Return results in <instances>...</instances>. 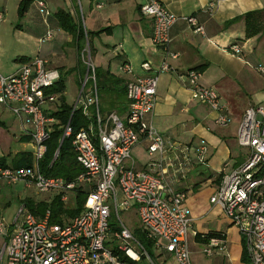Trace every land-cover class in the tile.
Masks as SVG:
<instances>
[{
	"label": "built area",
	"instance_id": "built-area-1",
	"mask_svg": "<svg viewBox=\"0 0 264 264\" xmlns=\"http://www.w3.org/2000/svg\"><path fill=\"white\" fill-rule=\"evenodd\" d=\"M39 11L45 16L50 11L44 1H38ZM143 16L153 20V44L165 52L159 72H172L167 62L178 59L170 49L172 29L184 20L196 34L205 36L204 27L195 17H178L157 0H147L141 8ZM4 15L0 13V23ZM48 32L42 43L51 41ZM82 59L87 78L82 85L73 114L82 109L89 117L94 109V123L81 129L73 139L76 160L82 171L72 180L48 177L41 169L55 126L60 119L49 117L46 105L59 103L61 92L48 90L59 80L58 72L48 68V61L36 57L24 62L10 76L0 72V105L10 110L24 125L29 126L32 153L30 165L22 168L0 167V191L3 185L35 188L40 193H52L68 204L81 192L85 196L82 212L74 218L63 217V223H52V211L44 216L35 215L22 204L13 223L0 209V237L4 244L0 250V264H160L143 246L128 226L124 215L136 209L140 230L152 243L155 257L169 254L176 264H193L190 234L193 227L191 210L186 206V193L174 189L168 174L186 179L195 161L205 165L208 146L205 143L191 148L164 137L154 124L158 103L159 77L141 76L126 84L130 103L126 120L113 112L101 114L96 84V66L91 57L89 43ZM241 57L243 48L232 45L225 49ZM85 52L88 56L85 59ZM141 69L153 70L149 62ZM257 70L264 77V67ZM122 73L132 76L129 64ZM192 99L208 106L218 114L215 122L226 127L230 116L217 90L202 84V72L192 69L183 76ZM93 87L87 90L88 83ZM90 118V117H89ZM62 140L72 137L71 121L59 126ZM142 142L147 143L150 162L138 168L133 151ZM237 142L247 151L245 162L225 172L217 191L210 198L212 206L220 209L244 241L250 264H264V106L249 107L237 134ZM58 156V153H56ZM13 225V229H12ZM197 233H194L196 236ZM223 237L205 239L204 253L212 256L215 250L228 249L226 233Z\"/></svg>",
	"mask_w": 264,
	"mask_h": 264
},
{
	"label": "crops",
	"instance_id": "crops-1",
	"mask_svg": "<svg viewBox=\"0 0 264 264\" xmlns=\"http://www.w3.org/2000/svg\"><path fill=\"white\" fill-rule=\"evenodd\" d=\"M20 1L18 0V8ZM44 1L51 13L50 16L45 17L34 3L21 19L22 24H18V27H22V31L25 29L30 31L41 45H45L36 57L46 59L48 68L58 72L59 77L65 79V91L61 92L60 102L46 105L47 115L57 120L62 98L66 99L67 76L76 73V71L68 73L77 67L67 66L71 51L76 52L77 64L79 53L74 38L60 29L54 15L58 10H65L72 14L76 22L84 24L79 17L78 0ZM157 1L178 17H195L205 29L204 36L194 33L184 20H179L174 25L170 49L180 56L176 60L170 58L167 60L174 69L168 73L159 72V66L166 55L164 50L157 48L152 42L153 20L140 12L141 6L147 0H80V8H85V11L81 10L82 19L85 26H89V31L94 32L111 27L108 34L111 35V39H115L112 45H105L109 49L106 52L109 53L108 67H96L100 73L110 74L102 79L99 78V81L96 80L101 114L107 116L115 112L125 121L130 106L124 91L127 82L145 75H157L159 77L158 103L154 124L158 131L164 137L188 145L192 149L202 143L208 146L206 164L199 165L194 161L186 179H181L179 176L174 178L172 171L168 174L169 179L174 180L172 183L174 189L186 193V206L191 210L193 217L191 231L193 240L201 243L195 240L194 233L210 232L226 233L227 238H230L232 230H238L231 226L220 209L211 205L210 198L221 184V174L245 162L247 151L239 146L237 136L230 135L228 131L227 134H223L220 130V133L217 132L220 128L215 122L218 114L208 106L192 99L191 91L183 76L189 70L205 67L201 82L218 91L222 104L230 116L229 123L238 122L239 126L249 107L264 106V77L257 70L258 66L264 67V30L257 36L246 39L244 20L226 27L227 22L246 13L264 10V0ZM0 11H6V7H0ZM87 28L86 26L85 29ZM49 31L52 32L53 38L49 42L42 43L43 37ZM232 45L242 46L241 57L233 56L225 51ZM97 54L98 50L94 48L93 59ZM24 57L29 60L36 58ZM115 59L118 60L114 61ZM112 62H117V72L111 70ZM144 62H149L153 68L149 73L139 68ZM124 64L133 67L132 76L122 73L121 67ZM20 66L13 71V74L19 70ZM77 73L81 75L78 71ZM92 87L93 83L89 89ZM89 113L90 118H88L92 119L91 123H94L93 108H90ZM30 131L29 126L24 125L10 110L0 105V159L5 160L8 167L21 168L16 167V164L19 161L24 162L25 158H31ZM136 150L141 152V156H135ZM133 158L138 168L146 167L150 162L146 142L135 147ZM226 164H229L228 169L223 172ZM16 186L18 185H3L0 191V209L10 223H13L16 214L12 211L11 200V192ZM45 194H49V198L44 201L22 195H19V198L26 205L30 201L34 205L40 202L51 203L54 195ZM0 238L1 250L4 238ZM241 245H243L242 238ZM159 263L163 264L162 261Z\"/></svg>",
	"mask_w": 264,
	"mask_h": 264
},
{
	"label": "trees",
	"instance_id": "trees-1",
	"mask_svg": "<svg viewBox=\"0 0 264 264\" xmlns=\"http://www.w3.org/2000/svg\"><path fill=\"white\" fill-rule=\"evenodd\" d=\"M38 1H44V0H21L18 8L19 19L20 20L23 19L26 13L28 12V10L30 9V7L34 3L37 4ZM0 13L3 14V11H0ZM54 16L58 22L60 29H62L67 34L71 35L74 38L75 43H77V47H78L79 58H78L77 67L73 68L68 73L70 74L75 71H78L79 73H82V71L85 72V66L81 60V56H82L81 53L86 48L87 42L89 43V47L92 53L93 51L91 45L92 39L95 38L96 36H100V34L106 32L109 33L111 27L101 29L97 32H91V31H87L85 27H83L81 22H76L72 14L65 10H58ZM263 18H264V10L253 11L246 13L236 19H233L232 21L227 22L226 27L234 24L235 22L244 20L246 23V39H250L257 36L264 30ZM17 60L25 62L29 60V58L19 57ZM204 68L205 67L203 66L195 70L202 72ZM105 76H110V74L109 73L102 74L100 73V71L96 70V77L98 81L99 78L102 79ZM64 91H65L64 77L60 78L59 82L48 90L49 93H58ZM124 91L126 96V88ZM72 110H73V106L69 105L65 97H63L60 111L59 113H57V116L61 120L60 121L61 123L60 125L55 126L54 133L50 141L47 143L48 151L41 165L42 172L48 177H62L66 180H72L82 171L81 167L77 163L76 153L72 143L76 134L81 129L89 127V125L92 122V119L86 117L82 109L76 111L72 116ZM93 113H94V109H93ZM69 121H71V128L73 131V135L68 139L62 140L63 130L60 129L59 126L67 125ZM56 153H58V156H56ZM16 165H17L16 167H21V168L28 167L30 165V158H25L24 162L19 161V163ZM0 167H4V168L8 167L5 163V160L0 159ZM222 178L223 175L221 174L220 179L222 180ZM84 202H85V196L81 192H79L76 199V208L68 209V204L63 203L60 197L58 196H56L53 202L51 203L40 202L38 205H34L32 202H29L30 204H28V207L32 213L41 216H44L45 212L48 209H50L52 211L51 222L62 224L63 223L62 216L66 215L65 216L66 218H74L75 216L79 215L83 210ZM135 234L140 239L143 246L157 260V257H155V255L152 252V243L146 238L145 234H143L140 229H137L135 231ZM203 236L206 238L223 237L220 233H216V232H210L207 234L197 233L195 236V240L201 243H205V239ZM243 259L249 262L244 247V241H243Z\"/></svg>",
	"mask_w": 264,
	"mask_h": 264
},
{
	"label": "rangeland",
	"instance_id": "rangeland-1",
	"mask_svg": "<svg viewBox=\"0 0 264 264\" xmlns=\"http://www.w3.org/2000/svg\"><path fill=\"white\" fill-rule=\"evenodd\" d=\"M78 10H79V17L83 22V26L86 30L89 31V26L86 25L83 21V16L81 10L85 11L84 7L80 8V0H78ZM0 7H6V11H3L5 16V20L0 23V72L5 75L13 74L20 65L24 62L18 61L19 57H36L39 50L44 47L43 44L41 45L37 38L31 35L30 31L24 30L22 31V27H18V24L21 25L22 21L18 19V0H0ZM101 30V29H100ZM98 30L94 31L97 32ZM92 32V31H91ZM115 42V39H111V35L106 33L100 34V36H96L92 39L91 45L92 48L98 50V54L93 59V51L91 53V57L95 63L96 67L107 68L108 67V54L106 53L109 49L105 47L106 44L112 45ZM73 49V48H72ZM88 50V47L84 49V51ZM83 51V52H84ZM91 51V50H90ZM106 53V54H105ZM82 55V53H81ZM87 53L85 52V59ZM81 60L83 62L82 56ZM118 59H115L116 61ZM29 61V60H27ZM25 61V62H27ZM112 71L117 72L118 68L115 62H112ZM84 64V63H83ZM68 67H76L77 66V59H76V52L71 51V57L69 59ZM141 65L139 66V68ZM133 68V67H132ZM87 78V71H82L81 75L76 73L70 74L67 76L66 79V100L69 105H74L77 101V96L82 90V85ZM92 82L88 84L87 90L91 86ZM242 123V122H241ZM241 123L238 126V122H230L227 127L218 126L220 127L217 129V132L220 131L223 134H227V131L230 135L237 136L239 129L241 127ZM226 128V129H225ZM220 130V131H219ZM223 130H225L223 132ZM141 150V149H140ZM135 156H141V152L136 150ZM176 190V189H175ZM178 191V190H176ZM182 192V191H179ZM21 196H28L34 200H45L49 198V194L40 193L35 188H25L24 185L19 184L18 186L14 187L11 192V200H12V211L15 213L17 212L18 208L24 204L22 202ZM55 198V196H54ZM31 202V201H30ZM53 202V201H52ZM33 203V202H32ZM26 204V203H25ZM30 204V203H29ZM36 204V203H35ZM28 207V205H27ZM76 208V197L73 196L68 203V209ZM29 209V207H28ZM124 219L127 222L130 229L135 232L137 229H140V223L137 216L136 209H132L124 215ZM190 250H191V257L193 264H250L249 262L243 259V245H241V235L235 229L232 230L230 234V238H228V249L225 252H221L220 250H215L212 256H207L204 253L205 246L203 243H196L193 240V233L190 235ZM1 241V238H0ZM153 252V251H152ZM154 254V253H153ZM158 263L162 261L163 264H176L173 257L171 255L166 254L159 256L157 258Z\"/></svg>",
	"mask_w": 264,
	"mask_h": 264
}]
</instances>
